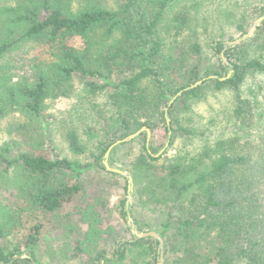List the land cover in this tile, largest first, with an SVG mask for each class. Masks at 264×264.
Wrapping results in <instances>:
<instances>
[{
    "label": "trees",
    "instance_id": "16d2710c",
    "mask_svg": "<svg viewBox=\"0 0 264 264\" xmlns=\"http://www.w3.org/2000/svg\"><path fill=\"white\" fill-rule=\"evenodd\" d=\"M180 1L116 0L115 9L106 8L101 0H82L75 6L72 0H14V6H3L0 60L27 47V54L31 50L36 54L27 60L24 72L28 75L24 77L0 70V119L23 115L26 121L19 131L24 137L29 121L42 123L48 101L75 93L76 76L91 79L83 91L105 127L103 137L108 142L99 144L101 156L118 139L144 127L155 132L163 124L160 137L165 150L159 157L153 156L162 151L155 148L153 139L147 147V133L133 141L142 140V151L131 174L140 190H145L141 186L144 179L154 181L160 189L155 198L162 199L168 209L161 234L166 255L176 257L175 264H264V136L257 141L242 136L218 140L192 158L163 161L175 137L199 134L188 127H173L177 109H189L190 101L201 98L209 85L216 91L231 89L236 120L244 123L252 111L244 108L247 102L242 100L241 86L251 73L264 75V56L248 57L252 40L229 47L220 39L212 45L221 59L219 68L170 106L174 96L203 80L200 44L167 47L160 34L166 14ZM192 19V12L183 8L166 29L180 35ZM263 31L264 22L256 38ZM77 38L82 48L76 46ZM259 49L264 52V41ZM230 70L233 74L228 78ZM183 73L185 82L172 80ZM101 95L107 97L109 115L94 104ZM166 110L172 119L170 128ZM68 139L73 153L86 152L76 132H70ZM0 166L4 188L10 193L0 198V264H39L35 251L50 235L62 238L60 248L66 255L86 262L122 263L139 248L157 261L159 243L153 238L123 243L108 257L104 247L114 230L103 227L100 199L93 202L88 198L82 183L88 167L80 162L50 160L32 149L15 156L11 144H6ZM82 193L80 204L65 214L67 205ZM122 214L128 216L125 203ZM8 238L15 241L11 250L2 245Z\"/></svg>",
    "mask_w": 264,
    "mask_h": 264
},
{
    "label": "rangeland",
    "instance_id": "374dc122",
    "mask_svg": "<svg viewBox=\"0 0 264 264\" xmlns=\"http://www.w3.org/2000/svg\"><path fill=\"white\" fill-rule=\"evenodd\" d=\"M72 1L75 6L82 0ZM101 1L106 8L115 9L117 7L116 0ZM3 6H14V0H0V8ZM183 8H187L193 14L190 23L192 30L188 26L180 35H176V31L168 32L166 25ZM263 11L264 0H181L166 14L160 34L167 43V47L177 44L185 48L189 47L191 42L200 44L204 58L200 67L201 79L204 83L205 80L210 79V74L216 72L220 66L221 59L212 50V45L220 39L227 42L229 47L239 46L243 41L250 39L252 42H249L247 50L249 59H258L264 56V52L259 49V45L264 41V31L256 38L258 28L264 22L262 21L256 27L259 19L264 17ZM245 35H248V37L243 39ZM238 40L242 41L234 45L233 43ZM75 44L79 48L83 46L80 38L76 39ZM26 49L0 60V70L8 69L11 75L17 77L28 75L24 72L25 65L27 60L30 61L31 56L35 55L36 52L33 53L31 50L27 54L29 48ZM238 55L239 53L234 58H238ZM230 73L231 70L228 71V75ZM221 74L224 75L225 73L221 72ZM174 79V82L183 83L187 76L183 73L172 80ZM88 81H91V79L76 76L73 80L75 93L70 98L48 101L42 123L32 125V122L29 121L30 129L24 137L19 131V126L26 121L23 115L10 114L0 119V153L6 144H11V151L15 156L21 150L32 149L36 154L47 156L50 160L68 159L78 161L83 166L88 167V170L82 176L84 189L88 194V198L93 199V202L97 197L100 199L99 208L103 218V227H113L114 230V235L108 243V247H104L108 257L111 258L116 250L122 247L123 243L134 241L136 235L133 234V231L139 235L153 232L161 236L162 224L166 221L168 209L161 204L162 199L155 198L156 191L159 192L160 189L154 181L142 180L141 186H145V190H140L142 188L134 183L131 173L134 169V162L142 151V140L141 142L138 141L139 139L135 142H133L135 139L130 142H123L111 150L108 158H106L108 151L104 156H101L98 146L99 144L106 145L108 141L103 137L105 127L102 120L96 113V109H93V103L86 99V94L83 91L84 85ZM180 97L181 95L178 98ZM241 97L243 101L247 102L244 105L245 110L252 111L251 114H248L249 119L244 123L236 120V100L231 89L216 91L211 89L209 85L205 88L201 98L190 101L189 109H177L173 119V127H188L196 130L199 134L190 138L175 137V142L167 155L164 156L163 161L177 156L192 158L218 140L242 136L246 140L257 141L264 136V75L258 73L247 75L241 86ZM93 101L94 104L101 106L105 115L110 114L106 95H101ZM169 119L172 123V119L170 117ZM241 124L243 126L240 128ZM158 126L159 129L157 128L155 132H151L150 142L152 139L155 141V148H161L163 142L160 137L163 124L159 123ZM72 131L77 133L80 143L86 149V152L81 155L73 153L70 149L68 135ZM124 139H118L116 142ZM29 141L30 143H28ZM31 146L34 148H31ZM105 162L108 163L110 168L121 170L132 178L133 190L131 195L128 194V178L107 171ZM1 170L2 167L0 166ZM5 185V181L0 175V198L2 199H5V195H10L9 191L4 188ZM83 194L75 197L67 205L64 211L65 214L70 213L77 204H80L79 201H82ZM130 196L129 207L126 205L128 216L125 218L122 210L124 203L127 204ZM129 218L131 222H129ZM75 221L77 223V220ZM81 230L84 231V229ZM4 241L5 243L1 244L7 246L8 249L13 248L15 245L12 238ZM62 242V238L56 235L46 236L42 239L40 247L35 251L38 263L110 264L106 260L86 262L82 258L74 259L72 254L68 256L63 248H60ZM142 249H137L134 257L129 256L122 263L112 261L111 264H159V262L175 264L176 257L166 255L165 249L163 258L159 259L157 257V261H154L149 255H145ZM25 257L26 254L22 256V258Z\"/></svg>",
    "mask_w": 264,
    "mask_h": 264
},
{
    "label": "water",
    "instance_id": "95a60500",
    "mask_svg": "<svg viewBox=\"0 0 264 264\" xmlns=\"http://www.w3.org/2000/svg\"><path fill=\"white\" fill-rule=\"evenodd\" d=\"M262 21H264V17H262V18L259 19V21H258L256 27H258ZM247 37H248V35H245L243 39H246ZM241 41H242V40H238V41L234 42L233 44H234V45H237V44H239ZM224 61L226 62V64H228V61H227L226 58H224ZM232 74H233V71H231V73L228 75V78H230V77L232 76ZM215 78H217V77H215ZM221 80L224 81L225 79L223 78V79H221ZM202 83H203V81L199 82V83H198L197 85H195V86L189 87V88L185 89L184 91L178 93L177 96H176V97L172 100V102L170 103V106L173 104V102H174V101H175L180 95H182V93H184L185 91L191 90V89H193V88H195V87L201 85ZM166 121H167V125H168V127L170 128V126H171V122H170V119H169V117H168V111H167V110H166ZM143 132H146V133H147V147H148L149 144H150V140H151V135H152V134H151L150 129H148L147 127H144L142 130H140V131L137 132L136 134H133V135L127 137V138L124 139V140H120V141L114 143V144L109 148V150H108V152H107V154H106V158H108V156H109L111 150H112L114 147H116L117 145H119V144H121V143H123V142H130V141L136 139V138H137L138 136H140ZM169 134H170V136H171L172 132L170 131ZM167 147H168V144H167ZM163 152H164V150H163L162 152H160L158 155H153V156H154V157H159ZM105 167H106V170L109 171V172H112V173H115V174H119V175H122V176H125V177L128 178V194L131 195L132 190H133V186H132V178L129 177L125 172H123V171H121V170H117V169H112V168H110L107 162H105ZM130 201H131V196L129 197L128 202H127V204H126L127 207H129V203H130ZM129 222H131V219H130V218H129ZM133 234L136 235V239H137V240H138V239H144V238H153V239L157 240L158 243H159V245H158V258H159V259H162V258H163V253H164V240H163V238H162L160 235H158V234H156V233H153V232H149V233H145V234L139 235V234H137L135 231H133ZM159 264H163V263H162V262H159Z\"/></svg>",
    "mask_w": 264,
    "mask_h": 264
}]
</instances>
